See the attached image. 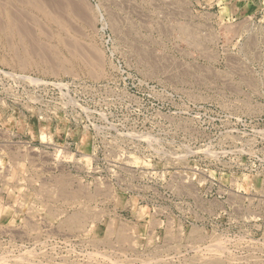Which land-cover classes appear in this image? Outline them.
I'll return each instance as SVG.
<instances>
[{
  "label": "rangeland",
  "instance_id": "374dc122",
  "mask_svg": "<svg viewBox=\"0 0 264 264\" xmlns=\"http://www.w3.org/2000/svg\"><path fill=\"white\" fill-rule=\"evenodd\" d=\"M6 263L264 264V0H0Z\"/></svg>",
  "mask_w": 264,
  "mask_h": 264
},
{
  "label": "bare ground",
  "instance_id": "6f19581e",
  "mask_svg": "<svg viewBox=\"0 0 264 264\" xmlns=\"http://www.w3.org/2000/svg\"><path fill=\"white\" fill-rule=\"evenodd\" d=\"M30 165V164H29ZM35 166V165H34ZM36 167V166H35ZM36 169H38V168H36ZM30 173V172H29ZM43 173V172H42ZM60 176V175H59ZM72 189V188H71ZM41 197V196H40ZM44 200V199H43ZM57 205V204H56ZM33 207V206H32ZM34 208V207H33ZM76 209V208H75ZM247 210V209H246ZM41 211V210H40ZM40 213V212H39ZM81 215V214H80ZM39 218V217H38ZM59 219V218H58ZM89 220V219H88ZM30 222V221H29ZM37 224V223H36ZM41 226V225H40ZM36 229H37V227H36ZM15 230V229H14ZM38 230V229H37ZM193 231V230H192ZM35 234V233H34ZM217 235V234H216ZM135 237V236H134ZM210 237V236H209ZM213 237V236H212ZM211 239V238H210ZM220 240V239H219ZM222 240V239H221ZM200 241H201V239H200ZM203 241V240H202ZM223 241V240H222ZM239 241V240H238ZM172 242V241H171ZM189 242V241H188ZM201 244H202V242H201ZM225 244V243H224ZM198 245V244H197ZM239 245V244H238ZM237 245V246H238ZM167 246V245H166ZM178 246V245H177ZM220 246V245H219ZM223 246H225V245H223ZM247 246V245H246ZM109 247V246H108ZM172 247V246H171ZM180 247V246H179ZM200 247V246H199ZM198 249V248H197ZM168 250V249H167ZM226 250V249H225ZM229 250V249H228ZM249 250V249H248ZM255 250V249H254ZM158 251V250H157ZM160 252H163V251H160ZM169 252V251H168ZM175 252V251H174ZM177 252H179V251H177ZM212 252H213V250H212ZM33 253V252H32ZM216 253V252H215ZM124 254V253H123ZM126 254V253H125ZM221 254V253H220ZM32 255H35V254H32ZM103 255V254H102ZM84 256V255H83ZM154 256V255H153ZM241 256V255H240ZM127 257V256H126ZM236 257V256H235ZM98 258V257H97ZM147 258V257H146ZM212 258V257H211ZM261 258V257H260ZM33 259V258H32ZM194 259V258H193ZM256 259V258H255ZM23 260V259H22ZM29 260V259H28ZM94 260V259H93ZM147 260V259H146ZM145 260V261H146ZM157 260V259H156ZM196 260V259H195ZM241 260V259H240ZM249 260V259H248ZM19 261V260H18ZM154 261V260H153ZM169 261V260H168ZM230 261V260H229ZM247 261V260H246ZM251 261V260H250ZM7 262V261H6ZM29 263H30V261H28ZM203 262V261H202ZM215 262V261H214ZM227 262V261H226ZM257 262V261H256ZM17 263V262H16ZM39 263V262H38ZM158 263V262H157ZM190 263V262H189ZM7 264V263H6ZM10 264V263H9ZM34 264V263H33ZM93 264V263H92ZM119 264V263H118Z\"/></svg>",
  "mask_w": 264,
  "mask_h": 264
}]
</instances>
